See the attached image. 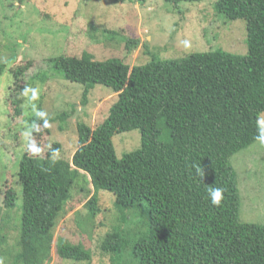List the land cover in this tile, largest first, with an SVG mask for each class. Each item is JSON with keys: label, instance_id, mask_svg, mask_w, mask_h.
I'll list each match as a JSON object with an SVG mask.
<instances>
[{"label": "trees", "instance_id": "16d2710c", "mask_svg": "<svg viewBox=\"0 0 264 264\" xmlns=\"http://www.w3.org/2000/svg\"><path fill=\"white\" fill-rule=\"evenodd\" d=\"M165 1L177 6L181 1L202 0ZM213 7L228 19H243L248 45L264 47V0H216ZM138 42L125 39L126 50ZM105 63L116 68L111 75L105 76L103 63L87 52L79 57L59 55L50 61L49 70L83 86V103L95 84L115 91L116 101L96 127L76 124L77 146L70 160L53 157L60 151L58 142L52 143L44 157L19 159V249L10 264L50 260L55 220L79 172L93 189L85 204L90 214L98 210L96 193L100 190L113 193L121 222L130 208L142 207L147 214L145 229L131 243L120 225L104 234L99 250L112 264H124L126 249L130 257L126 264H264V225L239 220L240 197L229 161L259 140L264 68L256 66L249 54L223 49L172 59L152 56L130 68L120 59ZM5 67L0 63V75ZM23 70L12 71L16 84ZM39 77L42 81L45 76ZM14 97L20 112L21 99L16 93ZM70 115L62 111L50 118L36 113L28 119L45 130L48 122L57 120L58 129L64 130ZM135 127L140 148L118 158L111 137ZM193 164L201 166L202 181ZM208 185L224 189L221 206L210 203ZM0 241H5V235ZM58 252L73 261L91 257L80 243L63 242Z\"/></svg>", "mask_w": 264, "mask_h": 264}, {"label": "rangeland", "instance_id": "374dc122", "mask_svg": "<svg viewBox=\"0 0 264 264\" xmlns=\"http://www.w3.org/2000/svg\"><path fill=\"white\" fill-rule=\"evenodd\" d=\"M215 1H181L174 6L165 0H0V63L6 64L0 75V236L5 235V241H0V264H10L19 249V159L23 155L44 157L52 143L58 142L60 151L53 157L70 160L77 146L76 124L96 127L116 101L115 91L95 84L83 103V86L66 80L55 69L49 70L50 61L59 55L79 57L87 52L94 61L103 63L106 76L116 70L105 63L109 59H120L130 68L150 61L152 56L172 59L223 49L249 54L256 66L264 68V47L248 45L245 21L218 13ZM127 38L139 40L128 51L124 45ZM20 67L24 70L16 84L12 71ZM13 92L21 99L17 104L20 112ZM62 111L71 112L64 130L58 129L57 120L48 122L45 130L28 119L36 113L53 118ZM111 141L120 158L140 148V133L135 127L114 133ZM33 147L39 150L35 154ZM229 161L240 197L239 220L264 225V143L255 141ZM92 194L87 176L79 172L70 198L55 220L46 264H112L99 250L104 234L120 225L131 243L145 229L147 214L142 207L128 209L121 222L113 206L114 195L106 190L96 193L98 210L90 214L85 204ZM63 242L80 243L90 251V260L60 257ZM128 250L124 264L130 259Z\"/></svg>", "mask_w": 264, "mask_h": 264}, {"label": "clouds", "instance_id": "9594fccd", "mask_svg": "<svg viewBox=\"0 0 264 264\" xmlns=\"http://www.w3.org/2000/svg\"><path fill=\"white\" fill-rule=\"evenodd\" d=\"M260 125V135L258 139L261 143H264V119H261L259 122ZM33 154L37 153L39 150L36 148H31ZM193 167L195 168L196 174L199 176V178L202 181V177L204 175L203 170L201 169L200 165L193 164ZM206 194L210 200V203L214 207L221 206L222 200L224 198V189L222 187H213L212 185H208L206 188Z\"/></svg>", "mask_w": 264, "mask_h": 264}]
</instances>
